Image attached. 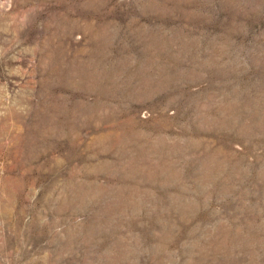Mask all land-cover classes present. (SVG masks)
I'll use <instances>...</instances> for the list:
<instances>
[{"label": "rangeland", "instance_id": "1", "mask_svg": "<svg viewBox=\"0 0 264 264\" xmlns=\"http://www.w3.org/2000/svg\"><path fill=\"white\" fill-rule=\"evenodd\" d=\"M0 264H264V0H0Z\"/></svg>", "mask_w": 264, "mask_h": 264}]
</instances>
